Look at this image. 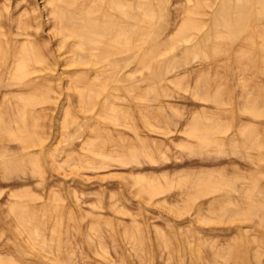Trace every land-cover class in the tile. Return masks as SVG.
Returning a JSON list of instances; mask_svg holds the SVG:
<instances>
[{"label":"rangeland","instance_id":"rangeland-1","mask_svg":"<svg viewBox=\"0 0 264 264\" xmlns=\"http://www.w3.org/2000/svg\"><path fill=\"white\" fill-rule=\"evenodd\" d=\"M0 264H264V0H0Z\"/></svg>","mask_w":264,"mask_h":264}]
</instances>
